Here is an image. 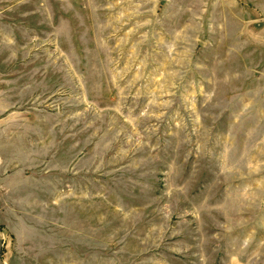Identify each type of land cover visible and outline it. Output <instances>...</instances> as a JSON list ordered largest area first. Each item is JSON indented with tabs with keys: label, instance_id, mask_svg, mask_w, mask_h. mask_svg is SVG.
I'll return each instance as SVG.
<instances>
[{
	"label": "rangeland",
	"instance_id": "obj_1",
	"mask_svg": "<svg viewBox=\"0 0 264 264\" xmlns=\"http://www.w3.org/2000/svg\"><path fill=\"white\" fill-rule=\"evenodd\" d=\"M3 84L0 264H264V0H0Z\"/></svg>",
	"mask_w": 264,
	"mask_h": 264
},
{
	"label": "crops",
	"instance_id": "obj_2",
	"mask_svg": "<svg viewBox=\"0 0 264 264\" xmlns=\"http://www.w3.org/2000/svg\"><path fill=\"white\" fill-rule=\"evenodd\" d=\"M10 93L9 84L0 86V223L16 233L11 219L14 218V214L20 212L17 204L23 202V195L19 169L21 154L17 148L10 146L8 140L12 124V117L9 115Z\"/></svg>",
	"mask_w": 264,
	"mask_h": 264
}]
</instances>
